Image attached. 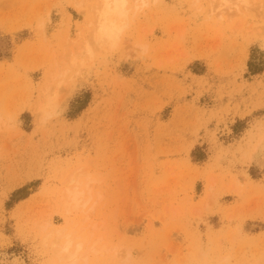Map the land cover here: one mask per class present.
<instances>
[{"label":"rangeland","instance_id":"obj_1","mask_svg":"<svg viewBox=\"0 0 264 264\" xmlns=\"http://www.w3.org/2000/svg\"><path fill=\"white\" fill-rule=\"evenodd\" d=\"M229 10L203 0L193 17L163 0L125 41H147L142 62L122 59L67 102L63 118L37 127L38 92L78 41L86 18L63 0H0V237L30 219L81 229L132 248L138 264H204L232 249L238 264H264V0ZM225 17L218 18L219 9ZM51 10L46 32L33 20ZM84 167L104 180L89 221L61 202L65 175ZM123 254V253H122ZM99 264H116L115 259Z\"/></svg>","mask_w":264,"mask_h":264},{"label":"clouds","instance_id":"obj_2","mask_svg":"<svg viewBox=\"0 0 264 264\" xmlns=\"http://www.w3.org/2000/svg\"><path fill=\"white\" fill-rule=\"evenodd\" d=\"M229 10H247L250 0H219ZM163 0H78L76 7L82 10L85 23L78 33V41L70 51L66 62L55 72L50 82L38 92L35 123L39 128L61 120L67 111V102L98 70L113 61H144L151 45L147 41H133L131 50L125 49V41L135 26L150 12L160 9ZM63 0H55L53 9L59 15ZM187 6L193 17L204 12L203 0H180L179 9ZM51 22V10L33 20V30L46 32ZM264 50V42H258ZM15 129V119L8 122L0 118V131ZM254 135L264 136V121L254 125ZM103 177L82 166L65 175L61 202L69 215H80L89 221L103 201ZM9 239L20 240L24 252H10L12 244L0 237V264H99L115 259L116 264H138L133 249L118 244L109 245L102 238H86L81 229L53 226L47 220L28 219L22 230L18 229ZM123 253V254H122ZM204 264H238L232 249H225L213 259L204 254ZM256 257H249L246 264H255Z\"/></svg>","mask_w":264,"mask_h":264},{"label":"bare ground","instance_id":"obj_3","mask_svg":"<svg viewBox=\"0 0 264 264\" xmlns=\"http://www.w3.org/2000/svg\"><path fill=\"white\" fill-rule=\"evenodd\" d=\"M241 12V11H239ZM218 13V18L225 17V12L220 8ZM48 84V83H47Z\"/></svg>","mask_w":264,"mask_h":264}]
</instances>
